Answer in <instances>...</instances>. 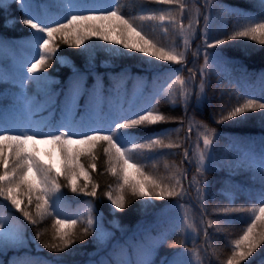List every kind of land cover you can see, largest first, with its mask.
<instances>
[{
	"label": "snow or ice",
	"instance_id": "6c2138e0",
	"mask_svg": "<svg viewBox=\"0 0 264 264\" xmlns=\"http://www.w3.org/2000/svg\"><path fill=\"white\" fill-rule=\"evenodd\" d=\"M148 2L175 5L182 17L187 7L184 0H148ZM207 2L208 0H206ZM13 3L21 8L24 18L19 21L6 19L5 25L19 22L31 30V39L27 42V48L32 55L20 66L21 74L18 81L14 82L20 90V96L17 99L23 101L16 108L20 117L19 121L10 122L7 120L4 115L6 109L0 105V197L10 202L11 206L21 213L31 225H36L38 219L29 211L30 205H35L36 216L41 219L45 216L59 217L61 215L57 208V202L63 196L60 191L61 187L70 188L71 192L76 195L92 197L94 201L98 197V186L95 183H90V173L96 171L94 153L103 147V152L108 158V170L117 177L120 189V194L115 197L111 192L104 194L111 202L110 211L113 215L123 212L130 203L125 191L133 197L142 200L146 198V202L156 199H171L173 203L168 208H183L184 205L180 201L188 194L192 181L188 182L187 187L181 183L180 177H176L174 182L165 183L163 179L146 176L136 164L129 163L134 159L136 152L145 149L151 151L154 148H179L181 146L180 144H165L163 136L167 133L158 134L157 138L152 139L139 137L134 132L139 128L175 122L174 117L162 114L153 102L154 99L163 98V93L157 89L149 97L147 104L139 107L129 105L125 108L126 93L122 94L119 87H105L104 76L94 71L95 54L86 42L93 37L106 42L102 47L111 57L140 53L145 57L154 58L156 61L180 64L182 68L188 48L185 47L184 51H177L175 48L158 46L152 40L141 35L133 27V23L120 14L119 7L115 6L119 4V0H107V3L102 6L95 4L89 6L86 2L81 3L78 0H62L64 14L59 19H50L45 15L41 11L39 0H13ZM0 5H3V0H0ZM258 6L260 8L259 16L246 15L236 10L237 15L246 23L230 34L227 31H221L219 37L213 35L212 21L208 16H204V27L200 29L203 35V44L198 46L197 51L193 53L194 57H199L202 48L204 63L198 71L188 69L192 81H195L197 75L199 76V91L195 90V86L191 89L182 87L179 93H173L168 97L173 106L178 101L183 102L185 111H187L193 96L196 107L202 106L207 99L205 83L212 72L223 70L232 62L226 55L225 47L230 41L246 38L264 46V0H258ZM44 7L46 11L47 5ZM109 9L111 10L109 11ZM73 11L99 14L72 15ZM197 11L199 10L197 9ZM140 19H158L160 22L171 20L175 26L174 18L163 13L158 17L153 14L140 17ZM106 21H113V23L108 25L102 23ZM188 30L196 31L194 23H189ZM163 31L167 32V29H163ZM179 31L181 35L186 32L182 20ZM110 32L114 34L109 35ZM187 43L186 38L185 44L187 45ZM62 44L76 47L81 52L87 53V67L85 70H81L73 66L71 76L63 82L57 92L52 85L59 82L53 81L47 70L52 67L53 59L58 58L61 65L68 63L66 57H58ZM25 66L26 73L23 71ZM101 66L107 67L110 66V63L104 61ZM121 71L127 74L126 70L122 69ZM116 76L119 78L118 73ZM108 78L111 80L112 74H108ZM162 78L164 77L158 72L154 80L160 81ZM90 79L91 84L89 83ZM260 80L262 85L260 98L244 99L243 102H239L238 99L234 106L228 108L221 106V114L215 123L221 125L229 121H244L259 114L261 123L264 124V102H261L264 100V75L260 77ZM176 81H179L182 86L188 83L179 75L176 76ZM2 82L3 77H0V86H4ZM171 87L172 85H169V89ZM167 91L168 89L164 90V92ZM42 95L48 98V102L45 104L40 103ZM81 101H83L82 107ZM105 102L108 105L106 111L103 110ZM36 109L48 111L49 117L41 121H33L32 118L39 114ZM81 111L83 115L77 120V114ZM57 112L59 113L58 120L55 119ZM33 123L37 126L32 127ZM189 124L188 132L191 133L192 121H189ZM197 126L205 129L202 134L203 148L201 149L197 144L199 152L197 173L203 176L210 169L222 171L221 165L213 163L216 129H209L203 123H199ZM14 131H19L20 134H12ZM137 139H143L144 142L136 143ZM186 139H190V137H186ZM37 142L52 146V150L57 153L61 162L60 168L56 167L51 158L47 161H42L39 158V153L35 151ZM244 149L243 159L234 163L230 161L228 167L232 171L248 168L259 174L261 190L254 197L259 208L253 206L248 209L228 207L214 209L218 213L225 214L238 211L255 214L254 218L249 217L251 223H248L247 227L243 229L242 235L232 241L231 254L228 256L226 264H250V258L258 249L264 247V137L261 138L258 152L250 144H244ZM47 155L51 157V152ZM87 157H92V162L86 167L82 160ZM184 160L191 163L187 148L184 150ZM129 169H135V175L130 173ZM61 176L68 181L66 185L59 183ZM80 176L85 178L82 186L78 185ZM182 178L188 179L186 172L182 174ZM194 180L195 177H193ZM197 183H203V181ZM207 188L206 184L204 188H198L202 198L206 194ZM25 198L27 199L26 203ZM49 207L52 211H48ZM167 210L160 213L161 217L167 215ZM77 223L75 219L56 218L53 222V239L57 241L56 243L43 241L39 231L35 233L33 239L40 242V245L50 252L65 253L70 252L78 241L84 243L91 237L93 244L100 249L96 253L99 258L90 257L87 264H192L188 257L193 253V249L186 248L184 241L168 245L170 248L179 249L172 257L159 256V249L167 241V235L163 233L158 238H153L148 232H143L139 239L134 234L130 239L121 238L116 242L115 247H112L111 242L115 240V237L104 229L103 214L91 207L86 226L79 233L74 230ZM213 223V221H209L208 227H211ZM184 225L186 228H193L187 215L184 217ZM175 226L180 227L178 222ZM114 227L118 228L119 225L116 224ZM26 231L24 225L18 220L12 223L0 216V256L5 254V250L22 247L27 239ZM205 235H208L207 231ZM122 249L128 250L127 259L120 255ZM133 250L136 253L135 258L132 256ZM157 256H159L158 260L155 259ZM0 264H5V262L0 260ZM9 264H16V262L10 261ZM261 264H264V261H261Z\"/></svg>",
	"mask_w": 264,
	"mask_h": 264
},
{
	"label": "trees",
	"instance_id": "16d2710c",
	"mask_svg": "<svg viewBox=\"0 0 264 264\" xmlns=\"http://www.w3.org/2000/svg\"><path fill=\"white\" fill-rule=\"evenodd\" d=\"M39 2L41 11L50 19H59L64 14L62 0H39ZM78 2H86L89 6L93 4L102 6L107 3V0H78ZM184 2L187 7L183 17L175 5L155 4L148 2V0H119V4L115 5L119 7L120 14L133 23L136 31L158 46L175 48L177 51H184L187 47L188 51L186 52L183 68L180 64L156 61L154 58L145 57L140 53L123 57H111L102 47L106 42L95 37L86 42L95 54L94 71L104 76L105 87H119L122 94L126 93L125 108L129 105L139 107L147 104L149 97L157 89L163 93V98L154 99L153 102L162 114L174 117L175 122L139 128L135 129L134 132L139 137H150L152 139L157 138L158 134L167 133L163 136L165 144L172 143L181 146L179 148H154L151 151L145 149L136 152L134 159L129 163L136 164L146 176L163 179L165 183L174 182L176 177H180L181 183L187 187L188 182L192 181L188 194L180 201L184 207L168 208L173 203L171 199H156L146 202V198L142 200L131 196L130 193L125 191L130 203L123 212L113 215L110 211L111 202L104 194L111 192L115 197L120 194V189L117 177L108 170V158L103 152V147H100L99 151L94 153L96 171L90 173V183H95L98 186V197L94 201L92 197H85L82 194L76 195L71 192L70 188L61 187L60 191L63 196L57 202V208L61 215L59 217L55 215L52 217L45 216L41 219L36 216L35 205L33 204L29 206V211L38 219V223L31 225L23 218L21 213L11 206L10 202L0 197V216L12 223L18 220L27 230V239L22 247L5 250V254L0 256V260H3L5 264L15 261L12 259L15 256L23 259L20 264H86L90 257L99 258L96 253L100 249L93 244L91 237L84 243L78 241L70 252L65 253L50 252L48 249L43 248L40 242L33 239L35 233L39 231L42 234L41 239L43 241L56 243L57 241L53 239V222L56 218L77 220L78 223L74 230L79 233L86 226L90 207L103 214L104 229L115 237V240L111 242L112 247H115L116 242L121 238L130 239L134 234L139 239L143 232H148L153 238H158L163 233L167 235V241L159 249V256L172 257L179 249L170 248L168 245L179 244L184 241L186 248L193 249V253L188 257L192 264H226V260L231 254L232 241L242 235L243 229L247 227L248 223H251L249 217L254 218L255 214L242 211L225 214L218 213L214 209L218 207L248 209L253 206L259 208V204L254 197L261 190L260 181L255 182L253 185L250 182L259 179V174L248 168L232 171L229 169L228 164L230 161L234 163L242 158L241 142L243 137L255 136L260 139L264 137V124L261 123L259 114L250 117L248 120L229 121L221 125L216 124L215 121L219 119L221 106L228 108L234 106L238 99L239 102H243L244 99H258L261 97L260 77L264 75V46L246 38L230 41L225 47L226 55L232 62L223 70L212 72L205 83L207 99L201 107H196L195 98L193 101L192 97L187 111H185L183 102L178 101L173 106L168 97L172 96L173 93H179L182 87L185 89L193 88L195 82L198 85L196 91H199V76L197 75L195 81H192L188 69L198 71L204 63L202 48L199 57L193 56L198 46L203 44V35L200 29L204 27V16L210 18L213 35L219 37L221 31H227L230 34L246 23L237 15L236 10L246 15L259 16L260 8L258 0H208L207 3L206 0H184ZM45 5H47L46 11ZM151 12H156L157 15L163 13L170 18H174V20L176 18L178 22L175 20V26H173V23L166 25L168 26L167 32H162L161 27L153 30L152 27L148 26L145 19H140V17H147ZM71 14L96 15L99 13L73 11ZM22 18H24V13L18 5L13 3V0H3V5H0V77H3L2 83L4 86H0V103L6 109L5 111L12 116V119L16 121L20 118L16 108L23 101L17 99L20 96V90L14 82L18 81L21 74L20 66L32 55L27 48V42L31 39V30L19 22L6 26L5 21L6 19L19 21ZM181 20L186 30L184 35H181L179 31ZM60 22H63V20H60ZM190 22L194 23L195 32L188 30ZM102 23L106 25L109 24V21ZM186 38L188 40L187 45L185 44ZM87 55V53L81 52L76 47L61 45L58 57H66L68 63L61 65L58 58L53 59L52 67L47 70L51 79L59 82L52 85L55 91L58 92L63 82L71 76L73 66L81 70L86 69ZM104 61H108L110 66H101ZM122 69L126 70L127 74L122 72ZM23 71L26 73V66ZM158 72L164 78L155 81L154 77ZM117 73L119 78L116 76ZM108 74H112L111 80H109ZM177 75L188 83L182 86L179 81H176ZM169 76L170 78H167ZM173 81L176 82L173 83ZM91 82L90 79L89 83L91 84ZM169 85H172L170 89ZM165 89H168V91L164 92ZM53 99L55 98L53 97ZM47 102L48 98L42 95L40 103L45 104ZM261 102H264V100ZM80 104L82 107L83 101ZM107 107V102H105L103 110L106 111ZM36 110L39 114L32 118L33 121L44 120L50 115L48 111ZM81 115H83V112H78L76 119L79 120ZM58 116L59 113L57 112L55 119L58 120ZM189 121H192L191 133L188 132ZM199 123L206 124L209 129H216L213 163L221 165L223 167L222 171L210 169L203 176L196 171L199 155L197 144L201 149L203 148L202 134L205 132L204 128L197 126ZM36 126V124H32V127ZM12 134L18 135L20 132L14 131ZM29 134L31 133L29 132ZM186 137H190V139H186ZM143 142V139L136 140V143ZM190 144L189 156L192 167L188 171V164L184 160V150L189 149ZM35 151H37L36 144ZM91 162L92 157L82 160L86 167ZM129 171L135 175V169H129ZM184 172L187 173V180L182 178ZM193 177H195L194 181ZM137 178L139 179L138 176ZM84 179L83 176H80L78 185L82 186ZM198 181H203V183L198 184ZM59 183L66 185L68 181L61 176L59 177ZM205 184L208 185V188L202 198L198 188H204ZM258 186L260 187L257 188ZM26 202L27 199L25 198ZM165 209H168L167 215L161 217L160 213ZM48 211H52V209L49 207ZM185 215L189 218L193 228L185 227ZM209 221L214 222L211 227H208ZM177 222L180 227L175 226ZM116 224L119 225L118 228L114 227ZM146 227L148 228L146 229ZM206 231L207 236L205 235ZM120 255L127 259L129 252L127 249H122ZM132 256L135 258V250H133ZM159 256L155 259L158 260ZM261 261H264V247L258 249L254 256L250 258V264H261Z\"/></svg>",
	"mask_w": 264,
	"mask_h": 264
},
{
	"label": "rangeland",
	"instance_id": "374dc122",
	"mask_svg": "<svg viewBox=\"0 0 264 264\" xmlns=\"http://www.w3.org/2000/svg\"><path fill=\"white\" fill-rule=\"evenodd\" d=\"M153 14L156 15L157 17L159 16V15H157L156 12H151L150 14H148V16L149 15H153ZM145 20L148 22V26L152 27L153 30H156L158 27H161L162 28V32H165V31H163V29H167L168 28V26H166V25H169V24L172 23L171 20H166L164 22H160L158 19L157 20L145 19ZM175 20L177 21L176 18H175ZM109 24H111V21H109ZM106 25H108V24H106ZM109 35H113V34L111 33ZM36 144H37V152L39 153V157H40V159L42 161H47V160H49V158H51L52 162L54 164H56L57 168L61 167V162L58 159L57 153L52 150V146L51 145L45 144V143H41V142H37ZM49 152H51V157H49L47 155V153H49Z\"/></svg>",
	"mask_w": 264,
	"mask_h": 264
}]
</instances>
